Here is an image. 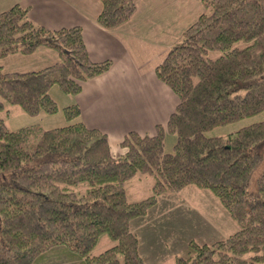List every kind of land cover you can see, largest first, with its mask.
I'll list each match as a JSON object with an SVG mask.
<instances>
[{
	"label": "trees",
	"instance_id": "trees-1",
	"mask_svg": "<svg viewBox=\"0 0 264 264\" xmlns=\"http://www.w3.org/2000/svg\"><path fill=\"white\" fill-rule=\"evenodd\" d=\"M136 1L100 0L97 23L124 24ZM202 4L155 68L178 98L175 110L151 136L127 133L121 155L82 123L75 104L60 110L67 124L59 128L10 132L0 117V264H37L67 251L79 264H146L131 223L187 186L208 190L238 230L212 243L189 240L174 264H264V121L226 137L205 135L264 112V0ZM39 48L58 61L23 73L0 67V112L6 103L31 117L54 115L52 87L75 97L111 67L90 60L80 27L47 29L19 5L0 13V59ZM167 135L175 138L171 153L164 152ZM140 177L153 178L151 195L130 202L125 186ZM102 236L112 246L93 255Z\"/></svg>",
	"mask_w": 264,
	"mask_h": 264
},
{
	"label": "crops",
	"instance_id": "crops-1",
	"mask_svg": "<svg viewBox=\"0 0 264 264\" xmlns=\"http://www.w3.org/2000/svg\"><path fill=\"white\" fill-rule=\"evenodd\" d=\"M15 5L26 8L28 18L47 29L80 27L90 60L111 62L105 74L83 84L81 92L69 100V105L79 107L80 120L86 127L107 136L113 156L123 153L120 143L127 133L151 136L157 126L166 125L178 98L157 79L155 68L203 13L202 0H137L131 18L114 29H104L97 23L100 0H0V13ZM184 189L161 196L155 207L164 196L176 197ZM216 200L214 203L219 205ZM175 203L179 202L175 199ZM203 207L212 209L207 204ZM154 208L139 219L143 225L139 230L132 229L138 220L131 223V230L139 239L140 255L146 264L174 263L175 256L194 238L180 231L161 230L164 226L161 211L155 214ZM225 214L228 224L231 218L226 211ZM215 228L223 232L225 225Z\"/></svg>",
	"mask_w": 264,
	"mask_h": 264
},
{
	"label": "rangeland",
	"instance_id": "rangeland-1",
	"mask_svg": "<svg viewBox=\"0 0 264 264\" xmlns=\"http://www.w3.org/2000/svg\"><path fill=\"white\" fill-rule=\"evenodd\" d=\"M209 56L214 58L216 57V54L210 53ZM57 61L58 56L54 51L46 48H39L32 56L14 55L2 58L0 59V67L4 72L23 73L38 71L44 66L51 63L53 64ZM240 94H243V91H241ZM49 95L59 108V112L54 115L40 114L36 117H31L22 112V110L17 106L5 103L3 110L0 112V117L4 122L5 129L7 131L14 132L20 128L30 126H35L45 130L65 126L67 122L60 110L69 106L71 96L61 93L56 86L52 87ZM261 121H264V112L223 127L215 128L214 130L207 132L205 135L207 137H226L229 134H233L240 128ZM174 143L175 138L173 136H167L165 138L164 152L171 153ZM138 179L139 178L132 179L125 186L127 200L130 202L138 201L151 195L150 187L152 185L153 178L144 177L139 181ZM136 187H138V189H135ZM169 197H172V201H169ZM175 199L179 203H175ZM213 200L216 199L208 190H200L193 186H187L184 191L176 197L164 196V198L160 200V204L154 208V213L157 214L161 211L163 219L161 223L164 224V226L160 228L161 230L167 232L165 229H171L175 233L180 231L182 234L194 238V240L199 243H212L214 240L225 239L238 230V226L231 219H229L228 224L226 223L225 217L227 216L224 209L220 204H217V206ZM204 204L211 205V211L206 210V207H203ZM219 211H221V213ZM140 223L141 222L138 219V221L134 222L132 225V229L139 230L142 228L143 225ZM220 224L225 225L223 232L215 228ZM228 225L230 227H228ZM233 228L236 229L233 230ZM182 234H180V236L184 237ZM111 246L112 243L110 240L106 236H102L92 254L98 255ZM77 261L78 260L75 254L67 251L62 254L55 252L54 255L45 258L40 257L37 264H79ZM167 264L174 263L168 262Z\"/></svg>",
	"mask_w": 264,
	"mask_h": 264
}]
</instances>
